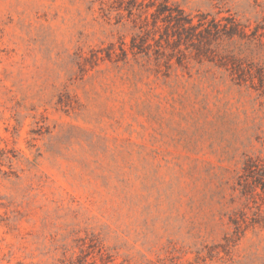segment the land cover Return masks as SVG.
I'll list each match as a JSON object with an SVG mask.
<instances>
[{"label": "rangeland", "instance_id": "374dc122", "mask_svg": "<svg viewBox=\"0 0 264 264\" xmlns=\"http://www.w3.org/2000/svg\"><path fill=\"white\" fill-rule=\"evenodd\" d=\"M264 0H0V264H264Z\"/></svg>", "mask_w": 264, "mask_h": 264}, {"label": "trees", "instance_id": "16d2710c", "mask_svg": "<svg viewBox=\"0 0 264 264\" xmlns=\"http://www.w3.org/2000/svg\"><path fill=\"white\" fill-rule=\"evenodd\" d=\"M245 175L251 179L254 186L264 193V167L258 168L256 165L245 164Z\"/></svg>", "mask_w": 264, "mask_h": 264}]
</instances>
